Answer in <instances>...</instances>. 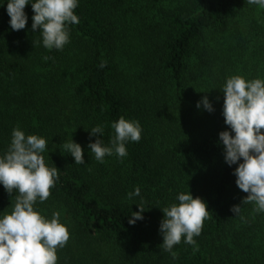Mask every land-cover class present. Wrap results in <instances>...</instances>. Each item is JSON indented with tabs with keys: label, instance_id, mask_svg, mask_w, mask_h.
Returning a JSON list of instances; mask_svg holds the SVG:
<instances>
[{
	"label": "trees",
	"instance_id": "trees-1",
	"mask_svg": "<svg viewBox=\"0 0 264 264\" xmlns=\"http://www.w3.org/2000/svg\"><path fill=\"white\" fill-rule=\"evenodd\" d=\"M25 12V29L13 31L0 6V152L15 126L48 141L44 159L59 179L35 207L47 217L60 212L68 228L57 264H264V213L242 204L247 193L218 135L228 128L218 89L226 74L249 55L264 78V8L247 0H79L80 22L69 25L60 51L38 42L30 4ZM203 96L214 111L197 108ZM121 116L140 122V141L126 144V157L97 162L89 129L103 126L107 145ZM71 138L86 166L63 152ZM137 186L148 208L133 225L141 198L127 193ZM188 188L209 214L194 237L198 250L182 238L173 258L161 248V208ZM14 195L0 185V213Z\"/></svg>",
	"mask_w": 264,
	"mask_h": 264
},
{
	"label": "clouds",
	"instance_id": "clouds-1",
	"mask_svg": "<svg viewBox=\"0 0 264 264\" xmlns=\"http://www.w3.org/2000/svg\"><path fill=\"white\" fill-rule=\"evenodd\" d=\"M5 2L13 31L25 29L28 21L25 7L31 5V29L33 32L39 29L41 40L38 42L47 50H63L70 42L69 25L80 22L75 13L79 0H0V6ZM247 3L264 8V0H247ZM218 89L223 93L222 115L228 126L218 134L225 162L229 166L237 165L233 170L235 183L247 193L242 204H252L255 213H264V78L249 79L233 74L226 76ZM196 106L214 111L207 96ZM110 127L113 134L107 145L102 139L103 126L89 129L90 136L96 139L87 147L100 163L114 154L117 158L126 157V144L141 139L142 126L138 120L121 116ZM47 147L45 137L26 134L15 126L6 150L0 152V185L9 194L15 192L10 210L0 213V264H57V250L65 247L70 238L67 226L60 220V212L54 211L47 217L35 207L37 202L44 203L48 199L59 179L57 167L45 162L43 154ZM62 149L74 158L75 164L87 165L81 145L73 138L63 143ZM137 197L141 198L140 203L135 202ZM127 199L139 207L138 211L131 212L128 220L134 225L143 219L148 206L143 202L139 186L127 193ZM161 210L164 214L159 225L162 250L175 258L173 248L182 238L194 251L198 250L194 237L200 235L203 221L208 217L206 202L194 197L188 188ZM231 211L235 216L240 215L241 205H233Z\"/></svg>",
	"mask_w": 264,
	"mask_h": 264
},
{
	"label": "rangeland",
	"instance_id": "rangeland-1",
	"mask_svg": "<svg viewBox=\"0 0 264 264\" xmlns=\"http://www.w3.org/2000/svg\"><path fill=\"white\" fill-rule=\"evenodd\" d=\"M242 63H243V66H240V64H236V68L232 69L231 75H233L235 70L240 69V71H241V69H242L241 73L246 78L251 79V78H256V77H260V78L262 77V74H259L257 72L256 67L252 66V64H251L252 63V57L251 56L248 55V57H245L243 59ZM241 73H238V74H241ZM229 75L230 74H226V76H229Z\"/></svg>",
	"mask_w": 264,
	"mask_h": 264
}]
</instances>
